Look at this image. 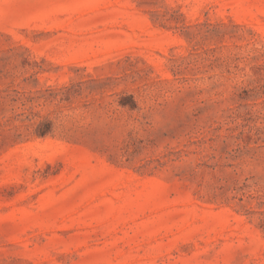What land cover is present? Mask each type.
<instances>
[{
  "label": "rangeland",
  "instance_id": "obj_1",
  "mask_svg": "<svg viewBox=\"0 0 264 264\" xmlns=\"http://www.w3.org/2000/svg\"><path fill=\"white\" fill-rule=\"evenodd\" d=\"M0 264H264V0H0Z\"/></svg>",
  "mask_w": 264,
  "mask_h": 264
}]
</instances>
